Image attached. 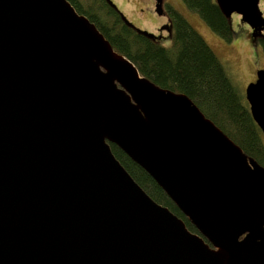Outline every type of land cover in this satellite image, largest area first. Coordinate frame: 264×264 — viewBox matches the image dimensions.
<instances>
[{
	"label": "water",
	"instance_id": "water-1",
	"mask_svg": "<svg viewBox=\"0 0 264 264\" xmlns=\"http://www.w3.org/2000/svg\"><path fill=\"white\" fill-rule=\"evenodd\" d=\"M260 2L216 0L254 37ZM246 96L264 133V69ZM0 264H264V167L186 94L143 77L69 0H0Z\"/></svg>",
	"mask_w": 264,
	"mask_h": 264
},
{
	"label": "trees",
	"instance_id": "trees-1",
	"mask_svg": "<svg viewBox=\"0 0 264 264\" xmlns=\"http://www.w3.org/2000/svg\"><path fill=\"white\" fill-rule=\"evenodd\" d=\"M69 1L143 77L162 88L186 94L206 117L264 167V133L253 118L246 93L238 89L217 53L180 11L173 13L175 33L172 45L166 47L161 41L143 36L128 26L121 13L106 0ZM183 2L218 36L229 43L234 41L232 22L222 13L216 0ZM262 48L264 51V40ZM110 145L116 158L148 195L183 219L191 232L201 235L148 172L116 144Z\"/></svg>",
	"mask_w": 264,
	"mask_h": 264
},
{
	"label": "rangeland",
	"instance_id": "rangeland-1",
	"mask_svg": "<svg viewBox=\"0 0 264 264\" xmlns=\"http://www.w3.org/2000/svg\"><path fill=\"white\" fill-rule=\"evenodd\" d=\"M112 1L128 20L141 30L157 34L160 26L166 22V18L155 14L154 6L147 5L146 0ZM173 4L217 53L238 89L246 93L247 87L255 80L257 72L264 69L263 48L261 45L255 46L251 43L249 27L234 15L231 21L235 39L229 43L218 36L197 12L190 10L183 0H173ZM260 8L264 9V0H261ZM162 44L169 47L172 42L164 41ZM262 139L264 143V134Z\"/></svg>",
	"mask_w": 264,
	"mask_h": 264
},
{
	"label": "flooded vegetation",
	"instance_id": "flooded-vegetation-1",
	"mask_svg": "<svg viewBox=\"0 0 264 264\" xmlns=\"http://www.w3.org/2000/svg\"><path fill=\"white\" fill-rule=\"evenodd\" d=\"M147 1V5H153L155 8V14L158 17H164L166 18V22L160 26L158 33L155 34L157 36H162L163 38L159 41L164 42V41H171L173 39L174 33H175V25H174V20H173V13L174 11H180L176 6H174L173 4V0H162V12L161 14L158 13V9H157V5H158V1L157 0H146ZM263 11V15H264V9H262ZM181 12V11H180ZM182 13V12H181ZM236 15L237 17H239V19H241V16L238 14H233V16ZM232 22V21H231ZM249 27L250 30V41L251 43L255 46H260L262 47V40H264V31H263V36L259 37H254L253 36V32L254 30L247 24L244 23ZM165 28V29H163ZM251 44V45H252ZM257 80V76L255 77V80L253 82H255Z\"/></svg>",
	"mask_w": 264,
	"mask_h": 264
}]
</instances>
